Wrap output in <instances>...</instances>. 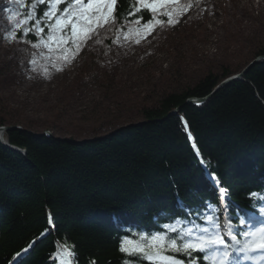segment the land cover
Returning a JSON list of instances; mask_svg holds the SVG:
<instances>
[{
  "label": "trees",
  "instance_id": "1",
  "mask_svg": "<svg viewBox=\"0 0 264 264\" xmlns=\"http://www.w3.org/2000/svg\"><path fill=\"white\" fill-rule=\"evenodd\" d=\"M135 7L133 0H119L115 28L136 21L139 13L127 15ZM152 16L145 10L140 24ZM47 32L46 28L45 37ZM108 34L105 30L101 36L106 43L112 41ZM256 55H264V47L252 57ZM248 61L237 69L223 68L220 75L208 71L102 134L91 127L86 134L67 129V137L46 136L23 113H13L0 100V125L22 128L7 129L4 139L24 149V153L13 150L0 140V264H60L59 248L64 242L75 246L73 264L93 260L97 264H148L120 253V239L156 232L162 224L173 222L169 218L181 219L180 229L192 227L191 220L211 228L201 217L212 216L220 231L232 223L231 233L240 242L247 239L244 233L252 227L244 229L239 218L261 216L259 208L264 207L260 196H249L264 194V59L205 101L195 104L188 98L206 96ZM92 64L85 67L89 77L94 76ZM49 112L50 121L42 126L58 129L62 112L52 108ZM219 186L227 190L220 199ZM208 203L217 208H208ZM30 244L26 253L12 260ZM202 255L207 253H193L196 264H206ZM230 258L238 259L233 251Z\"/></svg>",
  "mask_w": 264,
  "mask_h": 264
},
{
  "label": "rangeland",
  "instance_id": "2",
  "mask_svg": "<svg viewBox=\"0 0 264 264\" xmlns=\"http://www.w3.org/2000/svg\"><path fill=\"white\" fill-rule=\"evenodd\" d=\"M186 4L193 6L183 15L173 12L179 19L176 24H168L169 16L163 12L178 6L161 9L156 19L162 23L153 21L150 35L136 22L123 29L116 25L98 29L69 63L58 58L55 45L50 53L47 48L0 39L1 102L13 113H23L40 134L50 121L51 108L63 116L58 129L47 130L49 135L67 137V129L86 134L91 127L102 134L208 71L220 75L223 68L241 67L264 47V0H181ZM6 7L15 9L0 0V33L6 27L2 11ZM105 30L111 34L110 43L101 38ZM33 58L35 65L28 62ZM91 64L94 76L89 77L85 67Z\"/></svg>",
  "mask_w": 264,
  "mask_h": 264
},
{
  "label": "snow or ice",
  "instance_id": "3",
  "mask_svg": "<svg viewBox=\"0 0 264 264\" xmlns=\"http://www.w3.org/2000/svg\"><path fill=\"white\" fill-rule=\"evenodd\" d=\"M7 3L15 5L19 10L8 7L2 9L5 13L6 27L0 33V39L10 43L30 44L33 49L47 48L50 53L55 51L53 48L55 45L60 51L58 58L65 63L75 59L83 45L92 39V35L98 29L106 26L111 29L119 19V0H7ZM133 3L138 7L127 15L137 17L139 13L136 24H140L145 10L153 14L152 18L143 25L148 29L149 35L153 21L156 24L162 23L156 19L161 9L169 5L178 6L171 11L163 12V15L169 16L168 24H176L179 23V19L173 15V12L178 11L183 15L193 6L181 5V0H133ZM61 5L64 6L60 7ZM46 28L48 32L45 38ZM31 36H35L36 41H32ZM17 51L25 50L18 48ZM28 62L35 65L36 60L33 58ZM216 179L213 177L214 181ZM226 191L223 186H219L218 199L223 197ZM249 196L251 199L257 196L264 199V194L258 192H252ZM207 207L217 208L211 203H208ZM259 214L264 216V207L259 208ZM169 219L173 222L162 224L158 231L151 234L135 233L134 237L138 239H130L128 236L121 238L118 251L129 257H136L139 261H147L148 264H196L197 258L193 256L196 252L207 253L200 257L206 264H229L233 250L244 253L245 256L250 251L264 250V220L257 221L254 215H249L246 219L239 218V224L252 225V230L244 233L247 239L243 242L239 241L237 235L231 234L229 238L234 242L233 244L227 243L225 234L220 231L219 223L212 216L201 217L212 225L211 228L201 227L195 220H191L189 222L192 227L180 229L177 225L182 223L181 219ZM232 227V223L226 225L228 233H231ZM171 232H176L177 235L175 237L168 235ZM237 244H239L238 248ZM31 247L30 244L22 252L15 253L12 260H17ZM59 253L60 264H72V257L76 255L75 246L64 242L60 245ZM176 253L191 259L185 261L177 258L173 255ZM90 264L97 262L93 260ZM124 264H137V262L125 261Z\"/></svg>",
  "mask_w": 264,
  "mask_h": 264
},
{
  "label": "water",
  "instance_id": "4",
  "mask_svg": "<svg viewBox=\"0 0 264 264\" xmlns=\"http://www.w3.org/2000/svg\"><path fill=\"white\" fill-rule=\"evenodd\" d=\"M260 59H264V55H256L255 57H253L243 68L241 71L237 72V73H233L225 78H223L222 80H220L215 87L212 89V91L207 94L206 96L203 97H190L188 98V101L193 102L195 104L201 103L203 101H205L208 97H210L212 94H214L216 91H218L219 89H221L223 86L227 85L228 83L237 80V79H241L242 75L252 66L254 65L258 60ZM11 128H19L22 129L20 126L18 125H0V139L2 140L3 144L6 145L7 147L16 150V151H20L22 153H24V149H20L19 147H16L14 145L9 144L8 142H6L3 138V133L4 131H6L7 129H11ZM31 132L33 135L38 136L40 134L33 132V131H29ZM58 138V137H57ZM65 140H68V138H64ZM97 138H85V139H81L78 140V142H85L87 140H96Z\"/></svg>",
  "mask_w": 264,
  "mask_h": 264
}]
</instances>
